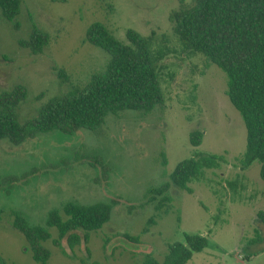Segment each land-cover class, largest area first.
<instances>
[{
    "label": "rangeland",
    "instance_id": "374dc122",
    "mask_svg": "<svg viewBox=\"0 0 264 264\" xmlns=\"http://www.w3.org/2000/svg\"><path fill=\"white\" fill-rule=\"evenodd\" d=\"M180 4L181 0H23L18 30L0 11V93L18 85L27 88V100L20 107L23 118L35 115L70 84L85 85L105 71L109 56L86 42L95 23L106 25L124 44L128 31L134 30L143 36L154 34V51L162 47L163 37L176 50L160 63L165 104L152 115L127 112L110 117L99 134L79 130L41 135L20 145L0 142V258L6 264H41L14 228V214L44 225L51 210L68 203L109 204L111 221L91 235L90 254L84 243L71 250L66 240L61 249L46 242L51 253L46 264H142L149 253L163 260L168 244L183 242L184 233L209 241L188 264H264V225L257 220L264 210L261 166L256 162L243 171L236 161L245 153L247 131L226 95V74L201 55L181 53L169 20ZM33 26L50 38L37 56L20 44ZM58 68L66 70L68 83L58 78ZM194 131L204 134L197 149L190 142ZM196 150L225 155L226 163L207 171L206 181L192 183L189 194L169 177ZM232 180H239L236 194L227 184ZM165 185L173 201L158 210L163 196H154L152 190ZM50 232L57 236L55 229Z\"/></svg>",
    "mask_w": 264,
    "mask_h": 264
},
{
    "label": "trees",
    "instance_id": "16d2710c",
    "mask_svg": "<svg viewBox=\"0 0 264 264\" xmlns=\"http://www.w3.org/2000/svg\"><path fill=\"white\" fill-rule=\"evenodd\" d=\"M22 2L0 0L2 17L15 24L17 30ZM169 20L183 55H201L209 65H216L226 74V95L242 116L247 131L245 153L236 161L243 171L258 162L264 181V0H193L191 4L181 0ZM127 40L124 44L106 25L93 24L88 29L86 42L109 56L105 71L95 74L85 85L70 84L67 91L48 100L31 117L21 116L20 107L28 97L26 87L18 85L1 92L0 142L20 145L41 135L55 132L72 135L79 130L99 134L110 117H120L127 112L147 117L158 107L162 108L165 97L160 83V63L176 50L169 45L170 40L163 37L162 47L154 51V34L143 36L129 30ZM49 43V35L37 26L32 27L27 40L20 42L34 56L42 54ZM55 71L58 78L68 83L66 70ZM203 137L201 131L191 133L194 149L201 146ZM160 154L165 168L166 153ZM224 163L225 155L196 150L191 158L177 165L169 178L174 186L192 194V183L206 181V172L220 169ZM227 184L236 194L239 180L227 181ZM167 192L168 185L152 190L154 196H163L164 203L158 210L173 201ZM112 210L113 207L105 203H68L61 209L51 210L44 225H33L16 213L13 226L25 238L34 260L46 264L51 253L44 244L49 241L61 249L66 240L71 250L84 243L90 254L91 235L111 221ZM257 220L264 225V210L257 213ZM51 229L57 231L55 238ZM183 237V242L168 244L163 260L149 253L142 264H188L195 253L209 246L208 238L202 235L184 233ZM0 264L6 262L0 258Z\"/></svg>",
    "mask_w": 264,
    "mask_h": 264
}]
</instances>
